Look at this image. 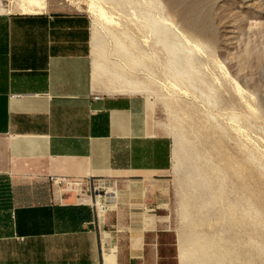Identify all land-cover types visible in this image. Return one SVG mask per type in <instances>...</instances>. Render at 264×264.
I'll use <instances>...</instances> for the list:
<instances>
[{
    "label": "crops",
    "instance_id": "crops-1",
    "mask_svg": "<svg viewBox=\"0 0 264 264\" xmlns=\"http://www.w3.org/2000/svg\"><path fill=\"white\" fill-rule=\"evenodd\" d=\"M6 1L0 264H181L179 244L166 240L174 144L151 100L98 68L89 15L17 11ZM52 176L92 191L112 185L106 215L97 218L90 198L62 195Z\"/></svg>",
    "mask_w": 264,
    "mask_h": 264
},
{
    "label": "rangeland",
    "instance_id": "rangeland-1",
    "mask_svg": "<svg viewBox=\"0 0 264 264\" xmlns=\"http://www.w3.org/2000/svg\"><path fill=\"white\" fill-rule=\"evenodd\" d=\"M176 1L14 0L11 9L89 15L98 68L148 84L153 119L174 144L166 240L184 247L185 264H264V0ZM191 2L211 15L213 35L188 24ZM158 4L161 43L144 27ZM197 44L191 71L186 50Z\"/></svg>",
    "mask_w": 264,
    "mask_h": 264
},
{
    "label": "bare ground",
    "instance_id": "bare-ground-1",
    "mask_svg": "<svg viewBox=\"0 0 264 264\" xmlns=\"http://www.w3.org/2000/svg\"><path fill=\"white\" fill-rule=\"evenodd\" d=\"M182 1H184V0H177L176 2H182ZM195 2V1H194ZM160 4V3H159ZM157 5V7L159 8L158 10H159V15H155V14H153L152 13V11H151V9H147L146 10V12H145V18H147V20H148V22H146L145 24H144V27H147V28H150V30H151V32L153 33V36H155V38L160 42L161 41V38H162V28H161V22H160V19H159V17L158 16H164V14H163V12H162V7L160 6V5ZM184 7H186L188 10H191V11H197L195 14H194V16H192L191 17V19L189 20V22H188V24L189 25H191L192 27H194L196 30H197V32H200L201 33V36L202 35H207L208 33H211V35H213L214 34V27H213V21H212V17H211V15L208 13V14H198V13H200V11H199V8H200V4H199V2H196V3H185L184 4ZM2 8V7H1ZM134 8V7H133ZM132 8V9H133ZM136 8V7H135ZM138 8V7H137ZM136 8V9H137ZM3 9V8H2ZM201 9V8H200ZM22 10V9H21ZM134 11H135V9H134ZM137 11V10H136ZM164 11V10H163ZM139 12V11H138ZM141 14V13H140ZM146 21V20H145ZM140 25V24H139ZM142 29V28H141ZM137 31V30H136ZM145 33V32H144ZM127 35V34H126ZM125 35V36H126ZM128 35H129V32H128ZM164 35H165V33H164ZM127 37V36H126ZM129 37L131 38V43H132V45H134V44H136L137 43V40H136V37L134 36V35H129ZM165 37V36H164ZM128 38V37H127ZM139 39V38H138ZM149 39V38H148ZM153 39V38H152ZM165 41H167V40H165ZM164 41V42H165ZM158 42V43H159ZM163 42V43H164ZM169 42V41H168ZM199 42V41H198ZM143 43V42H142ZM161 43V42H160ZM200 43V42H199ZM174 44V43H173ZM173 44H172V48H173ZM176 45V44H175ZM184 45V44H183ZM167 46H169L170 47V45H167ZM187 46V45H186ZM168 47V48H169ZM182 47H185V46H182ZM176 48H179V47H176ZM174 49V48H173ZM141 50H142V52H145L144 51V49L143 48H141ZM169 50V49H168ZM178 50V49H177ZM185 50H186V47H185ZM179 51V50H178ZM177 51V52H178ZM200 51V47H199V44H197V45H190V47H188L187 48V50H186V54H187V56H186V61H187V63H188V65L190 66V68H191V71H197L198 69H200V64H198L197 62H194V55L193 54H195V53H197V52H199ZM170 52V51H169ZM174 52V51H173ZM181 52V51H180ZM184 53V52H183ZM142 55H139L138 57H137V59L135 60V61H133V62H137V61H141V58L142 57H144V53H141ZM176 54V53H175ZM174 54V55H175ZM176 55H178V54H176ZM180 55V54H179ZM178 55V56H179ZM182 55V54H181ZM197 55V54H196ZM171 57H172V55H171ZM177 57V56H176ZM173 58H175V57H173ZM181 58V57H180ZM184 58V57H183ZM143 59H145V58H143ZM178 59V58H177ZM180 60H182V59H180ZM171 61V60H170ZM173 61V60H172ZM184 61V60H183ZM179 62V61H178ZM181 62V61H180ZM175 64V63H174ZM185 67V66H184ZM175 68H177L176 66H175ZM178 68H179V66H178ZM179 70H180V68H179ZM176 71H178L177 69H176ZM181 71V70H180ZM179 72V71H178ZM190 72V71H189ZM191 73H193V72H191ZM195 73V72H194ZM116 75V74H115ZM192 76V75H191ZM116 77H117V75H116ZM115 77V79H117ZM120 77V76H119ZM118 77V78H119ZM184 77V76H183ZM182 77V78H183ZM122 79V78H121ZM123 79H127L126 77L125 78H123ZM182 80V79H181ZM126 81V80H125ZM124 81V82H125ZM128 81V80H127ZM183 81V80H182ZM127 84V83H126ZM133 84V85H132ZM128 85V84H127ZM131 85L134 87V89H135V91L136 92H140V93H145L146 91H148V89H149V86H148V84L147 83H145V82H141V81H135V83H131ZM130 85V86H131ZM132 88V87H131ZM126 90V89H125ZM247 113V112H246ZM176 166H178V164H176ZM70 182H76L77 184H76V186H75V190L78 192V193H81L82 194V196H81V198H79V199H85V198H90V202H91V197L90 196H88L86 193H82L83 192V184H84V181L82 180V179H73V180H69ZM104 189L105 190H107V197L109 198V199H111V195L112 194H115L114 193V189H112L110 186H104V185H99L98 186V190H100L101 192L102 191H104ZM180 251H181V264H185V258H184V254L186 253L185 252V249H184V247H180Z\"/></svg>",
    "mask_w": 264,
    "mask_h": 264
},
{
    "label": "built area",
    "instance_id": "built-area-1",
    "mask_svg": "<svg viewBox=\"0 0 264 264\" xmlns=\"http://www.w3.org/2000/svg\"><path fill=\"white\" fill-rule=\"evenodd\" d=\"M95 99L100 98V95H95ZM52 183L57 186L62 195L75 193L77 197L81 198L82 194L78 193L75 190L76 182H70L69 180H73L72 178H65V177H51ZM86 193L88 196L91 197V202L95 207L97 218L100 219L106 215L109 209V202L110 199L107 197V190L104 191L98 190V186H94V190L92 191L91 187L83 184V192Z\"/></svg>",
    "mask_w": 264,
    "mask_h": 264
}]
</instances>
